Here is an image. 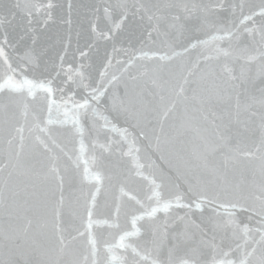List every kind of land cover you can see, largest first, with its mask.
<instances>
[{
    "label": "snow or ice",
    "instance_id": "1",
    "mask_svg": "<svg viewBox=\"0 0 264 264\" xmlns=\"http://www.w3.org/2000/svg\"><path fill=\"white\" fill-rule=\"evenodd\" d=\"M0 264H264V0H0Z\"/></svg>",
    "mask_w": 264,
    "mask_h": 264
}]
</instances>
